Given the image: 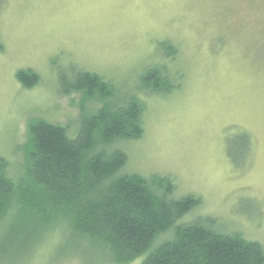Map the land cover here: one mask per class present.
Returning a JSON list of instances; mask_svg holds the SVG:
<instances>
[{
    "label": "rangeland",
    "instance_id": "rangeland-1",
    "mask_svg": "<svg viewBox=\"0 0 264 264\" xmlns=\"http://www.w3.org/2000/svg\"><path fill=\"white\" fill-rule=\"evenodd\" d=\"M153 67L170 92L143 90ZM28 68L38 82L24 88L15 74ZM76 70L143 106L142 136L115 144L125 173L169 175L175 197L201 199L180 221L211 216L264 244V0H0V157L12 170L30 120L77 127L82 94L61 89ZM242 132L250 149L236 141L234 162L226 142Z\"/></svg>",
    "mask_w": 264,
    "mask_h": 264
},
{
    "label": "trees",
    "instance_id": "trees-1",
    "mask_svg": "<svg viewBox=\"0 0 264 264\" xmlns=\"http://www.w3.org/2000/svg\"><path fill=\"white\" fill-rule=\"evenodd\" d=\"M15 76L24 88L38 82L29 68ZM171 81L162 68L140 75L154 94L170 92ZM61 89L82 94L77 127L30 120L16 148L20 162L12 170L0 157V264H31L45 246L44 264H264V244L221 232L214 217L180 221L201 199L175 197L169 175L123 171L127 155L115 144L144 131L136 95L120 96L111 81L85 70L61 79ZM238 140L250 149L247 134L229 137L234 162Z\"/></svg>",
    "mask_w": 264,
    "mask_h": 264
}]
</instances>
